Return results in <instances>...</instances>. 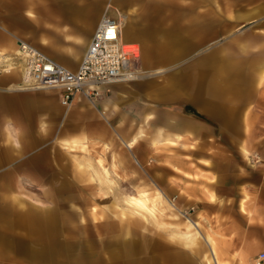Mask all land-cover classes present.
<instances>
[{
    "label": "crops",
    "instance_id": "crops-1",
    "mask_svg": "<svg viewBox=\"0 0 264 264\" xmlns=\"http://www.w3.org/2000/svg\"><path fill=\"white\" fill-rule=\"evenodd\" d=\"M108 2L163 5V23L154 20L148 39L156 37L161 27L163 52L188 55L165 58L161 79L155 72L137 82L115 84L95 105L79 98L65 110L60 108L58 92L49 91L53 89L27 91L36 89H21L18 81L6 83L0 78L2 128L20 126L26 134L21 146L26 152L21 156L39 150L45 154L47 143L34 152L29 148L38 138L34 134L50 133L49 155L55 158L60 121L65 120L61 142L85 147L91 168L68 162L62 177L56 162L50 164L56 170L51 180L65 179L68 190H95L93 195L103 197L129 190L128 201L148 212L152 211L148 197L162 200L163 231L147 237L146 251L134 253L132 263L254 264L264 252V0H242V10L229 14L221 35L219 0H205L211 6L205 14L204 0H99L97 4ZM8 3L19 6L12 19L24 25L23 13L34 6L36 25L49 21L67 35H75L79 25L91 28L92 21L87 23L83 16L91 0H0V6ZM119 16L123 40L145 45L127 28L126 16ZM3 21L0 16V49L13 52L17 35ZM207 37L209 45L204 43ZM64 61L59 63L66 67L71 63ZM44 116L49 119L45 130ZM3 149L0 181H7L10 177L4 171L18 159H11L10 148ZM66 155L82 153L69 147ZM96 168L101 174L97 179L92 175ZM21 179L48 177L36 171ZM110 180L115 182L114 193L107 184ZM10 191L0 189V197ZM6 208L2 202L0 213ZM51 224L28 213H20L13 222L0 216V264H58L53 262L57 252L53 245L59 242ZM98 224L102 237L108 224ZM117 224L116 231H104L115 244L122 237ZM115 250L104 248L100 260L123 261Z\"/></svg>",
    "mask_w": 264,
    "mask_h": 264
},
{
    "label": "rangeland",
    "instance_id": "rangeland-1",
    "mask_svg": "<svg viewBox=\"0 0 264 264\" xmlns=\"http://www.w3.org/2000/svg\"><path fill=\"white\" fill-rule=\"evenodd\" d=\"M98 1L91 0L90 5L87 6L88 10L83 15L87 23L92 21L91 28L86 29L82 25H79L75 30V35H67L59 31L49 21L36 25L34 21V6H29L26 12L23 13L26 17V25L23 22L12 19L18 13V5L8 3L0 6V16L4 18L3 22L9 25L10 29L16 33L17 36L15 38L17 42L18 40L25 41L57 62L66 63L64 60L67 61L69 59L71 63H67L68 67L75 69L101 17L106 14L120 20L121 17L119 15L122 13L126 16L127 28L134 31L145 42L143 46L139 43L141 48V77L133 82L140 81L155 72L161 79L164 71L162 65L165 58L181 57V59H184L188 55L163 52L164 38L161 27L158 31H155L158 32L156 37L150 35L151 38L148 39V34H152L154 31L152 28H149L154 20L160 26L163 23V5H119L112 2L100 5L97 4ZM205 3L204 0V14L210 12L211 8L209 4ZM172 7L178 8L179 6ZM241 10L242 0H219L218 23L220 35L224 34L227 30L229 14L233 11ZM205 17L206 15H204ZM207 17L209 18V13ZM208 23L210 24V21ZM204 41V43L209 45L210 37L204 38ZM166 43L170 42L167 40ZM147 45L150 46L149 48L152 51H147ZM154 45L157 47H153ZM16 50L17 47L13 52H5L0 49V64L4 59L6 60V57L13 58ZM75 50H79L77 56L74 54ZM0 78L6 80V83L17 81L19 83L20 74L17 69L8 73L0 71ZM3 90V88H0V91ZM27 91L46 90L36 89ZM49 91L57 92L55 89ZM108 93L109 91H104L99 98L89 103L95 105L98 99ZM69 107L60 105V108L63 110L69 109ZM1 124H3V116L0 111V151H4L3 146L6 149L10 148L11 159L18 160L4 171L10 179L0 181V189L11 190L9 196L0 197V205L2 202L7 205V208L0 213V216L9 217L11 222H13L18 220L20 213H28L29 216H32L38 222L43 221L45 223L48 221L49 224L53 223V225L51 224L54 234L53 238H58L59 242L57 245H53L57 249V254H54L56 258H53V262L58 264H105L106 261L100 260L101 253H103L105 248L107 252H114L117 249L122 254V259L124 260L118 262V264H135L130 261V257L134 253L141 254L146 251L147 237H152L154 231H163L164 213L162 211L163 203L160 198L148 197L149 199L146 204L152 209L151 212H148L128 201L129 195L126 193L130 194L129 190L122 191L123 194L119 196L103 197L93 195L97 193L95 190H77V187L74 191L68 190V184L65 179L59 181L50 179L56 173V170L54 171V168L50 164L56 162L59 164V175L62 177L66 176L67 169L70 167L68 162L75 161V163L80 164L81 168L84 165L91 168L92 161L88 153L85 152V147L80 144L67 145L65 142H61V134L65 135L62 131H65L67 128L65 120L60 121L59 155L55 158L49 155L50 133L44 131L42 135L34 134L38 138L37 140H33L32 147L29 148V150H33L34 152L35 147L47 143L48 146L44 149L46 155L40 154L39 152L42 150H39L29 155L21 156V152H26V150L21 149V146L26 142L24 139L26 134L20 131V126L3 129ZM16 124L19 125L17 120ZM42 124L43 130H45V126L49 124L47 116H44ZM69 147L71 149L74 148L76 152H81L82 156L68 158L66 152ZM83 154H86V157ZM36 171L41 173L43 177H48V179L40 181L21 179L25 174L35 173ZM92 175L96 179L101 176L97 168ZM103 175L110 176L109 173H104ZM107 184L111 190L110 192L114 193L115 182L110 180ZM70 192H74L75 195L67 196V193ZM138 192L140 193V191ZM99 221L108 224L106 225L107 228H104V231L107 233L116 231L115 222H118L117 227L122 237L118 239L116 244L113 239L104 236V231L103 236H100ZM72 222L74 223V228L72 227ZM47 231L50 232V229ZM68 240L69 243L67 245L66 242ZM143 263L145 264V262Z\"/></svg>",
    "mask_w": 264,
    "mask_h": 264
},
{
    "label": "built area",
    "instance_id": "built-area-1",
    "mask_svg": "<svg viewBox=\"0 0 264 264\" xmlns=\"http://www.w3.org/2000/svg\"><path fill=\"white\" fill-rule=\"evenodd\" d=\"M118 19L104 14L80 59L76 69L53 60L29 43L18 40L13 58L6 57L0 71H19L22 88L57 90L60 105L69 107L79 98L95 101L110 86L140 79L141 48L138 43L122 38ZM183 215H186L183 213ZM264 263V252L254 258V264Z\"/></svg>",
    "mask_w": 264,
    "mask_h": 264
},
{
    "label": "bare ground",
    "instance_id": "bare-ground-1",
    "mask_svg": "<svg viewBox=\"0 0 264 264\" xmlns=\"http://www.w3.org/2000/svg\"><path fill=\"white\" fill-rule=\"evenodd\" d=\"M120 21V23H121V20H119ZM122 27V26H121ZM121 34H122V30H121ZM141 70V69H140ZM18 88H21V89H32V88H22V87H19V85H18ZM42 89H52V88H42Z\"/></svg>",
    "mask_w": 264,
    "mask_h": 264
},
{
    "label": "snow or ice",
    "instance_id": "snow-or-ice-1",
    "mask_svg": "<svg viewBox=\"0 0 264 264\" xmlns=\"http://www.w3.org/2000/svg\"><path fill=\"white\" fill-rule=\"evenodd\" d=\"M29 15H31V14H29Z\"/></svg>",
    "mask_w": 264,
    "mask_h": 264
}]
</instances>
